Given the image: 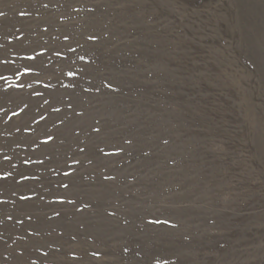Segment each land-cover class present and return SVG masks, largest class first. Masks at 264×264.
<instances>
[{"label": "rangeland", "instance_id": "1", "mask_svg": "<svg viewBox=\"0 0 264 264\" xmlns=\"http://www.w3.org/2000/svg\"><path fill=\"white\" fill-rule=\"evenodd\" d=\"M0 264H264V0H0Z\"/></svg>", "mask_w": 264, "mask_h": 264}]
</instances>
